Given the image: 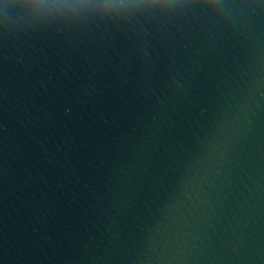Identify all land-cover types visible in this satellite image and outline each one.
Wrapping results in <instances>:
<instances>
[{
  "label": "clouds",
  "instance_id": "obj_1",
  "mask_svg": "<svg viewBox=\"0 0 264 264\" xmlns=\"http://www.w3.org/2000/svg\"><path fill=\"white\" fill-rule=\"evenodd\" d=\"M0 30L11 31L14 17L30 27L75 28L89 23L120 26L200 16L221 30L244 35L253 18L264 15V0H0Z\"/></svg>",
  "mask_w": 264,
  "mask_h": 264
}]
</instances>
